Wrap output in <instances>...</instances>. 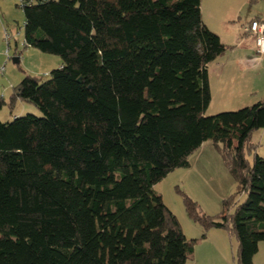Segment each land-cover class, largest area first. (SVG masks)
<instances>
[{"label":"trees","instance_id":"16d2710c","mask_svg":"<svg viewBox=\"0 0 264 264\" xmlns=\"http://www.w3.org/2000/svg\"><path fill=\"white\" fill-rule=\"evenodd\" d=\"M20 4L24 48L61 66L44 82L25 74L8 103L0 97V109L21 101L41 113L0 122V264H186L198 240L153 186L189 167L206 141L245 200L215 221L182 195L185 215L201 240L231 232L236 264H253L264 242V159L250 166L244 149L264 129V98L204 115L207 66L229 47L204 24L201 0Z\"/></svg>","mask_w":264,"mask_h":264},{"label":"rangeland","instance_id":"374dc122","mask_svg":"<svg viewBox=\"0 0 264 264\" xmlns=\"http://www.w3.org/2000/svg\"><path fill=\"white\" fill-rule=\"evenodd\" d=\"M204 1L205 8L209 9L210 1ZM221 4V11L218 12V15L221 14L222 17H226L230 21L227 23V27L222 30L221 22L217 24L218 21H215L214 26L216 30L229 36L230 40L235 35L237 27L246 26L249 21L256 18L264 20V0H222ZM0 27L10 37L8 46L5 40L3 43L4 56L0 68L3 67V70L13 72L15 84H18L21 80L19 78L25 74L35 76L44 82L48 79L50 71L60 66L61 60L58 56L44 54L29 47L24 48V15L20 0H0ZM6 50L9 53L8 59L5 55ZM15 57H19L17 64L12 60ZM25 58L26 60H24ZM40 58L42 63H40ZM6 102L8 103V100ZM25 105L31 110L19 117L25 115L41 117V113L33 105L28 103ZM221 107L220 104L207 107L204 114L208 117L240 109L238 107L218 109ZM19 109L20 106L13 105L11 107L9 104H5L0 109V122L12 121L14 119L12 114L17 113ZM204 143L188 158L189 167L174 170L153 186L154 193L161 196L164 205L174 214L178 222H181L184 235L188 240H198L203 231L198 224L187 220L191 221L189 223L198 231H202L198 236V233L193 232L185 223H182L187 217L182 195L195 202L202 215L215 221L223 215L231 214L234 204H241L245 200L244 194H238V184L230 173L223 154L215 149L211 141ZM220 148L222 147L220 146ZM244 156L250 166L253 164L255 156L264 159V129H258L251 133L249 146L244 149ZM226 204L229 205L225 207ZM212 231H214L212 232L214 236H211V240L196 243L193 255L188 258L186 264H208L204 255L212 241L215 245L213 250L215 264H236L238 243L235 236L228 230L215 229ZM205 237H207V232H205ZM252 263L264 264V242L258 244V251L253 256Z\"/></svg>","mask_w":264,"mask_h":264},{"label":"crops","instance_id":"0c3cea01","mask_svg":"<svg viewBox=\"0 0 264 264\" xmlns=\"http://www.w3.org/2000/svg\"><path fill=\"white\" fill-rule=\"evenodd\" d=\"M209 1L210 8L206 9L205 1L201 0L200 9L202 20L207 28L219 37L222 44L229 48L207 66V79L211 95L208 107L216 106V104L222 106L218 109H230L231 107V109H234L235 107L241 109V107L244 108L251 106L264 98V56L260 58L257 57L254 46V37L250 34L244 35V26H239L235 29V35H233L232 40H230L229 36L223 34L224 32L216 30L214 26L215 21H218L217 24L219 22L222 23V26H220L222 30L224 27H227V23L230 20L226 17H222L221 14L220 16L218 15V12L221 11L222 0ZM3 43L4 30L0 27V63L4 56ZM41 58L40 63H42ZM24 60H26V58ZM22 78L23 77L21 76L19 79L22 80ZM15 83L13 72L10 70H3V73L0 75V97L5 102L9 100L13 88L17 85ZM25 104L27 103L17 101L15 105L20 106V109L17 113L15 112V114H12L13 118L19 117L23 115V113H27V111L31 110ZM187 220L189 219L185 217V221L182 223H185L188 228L193 230V232L195 231V233H198V236L201 235L202 231H198V229L189 223L191 221ZM179 223L183 230L180 221ZM212 230L215 229L208 230L207 237H205L204 240L199 238L197 244L200 242H207L209 239L211 240L214 236V233H212L214 231ZM209 244L211 246L208 245L204 256L206 257L208 264H215V261L213 260V250L215 248L214 241H212V244Z\"/></svg>","mask_w":264,"mask_h":264},{"label":"built area","instance_id":"2783aa9c","mask_svg":"<svg viewBox=\"0 0 264 264\" xmlns=\"http://www.w3.org/2000/svg\"><path fill=\"white\" fill-rule=\"evenodd\" d=\"M243 32L248 33L254 37V46L257 57L264 56V20H254L251 23H248L246 26L243 27ZM9 35L4 32V40L6 45L9 44ZM5 55L7 59L9 58L8 50L5 51ZM3 72V67L0 68V74Z\"/></svg>","mask_w":264,"mask_h":264},{"label":"water","instance_id":"95a60500","mask_svg":"<svg viewBox=\"0 0 264 264\" xmlns=\"http://www.w3.org/2000/svg\"><path fill=\"white\" fill-rule=\"evenodd\" d=\"M12 60H13V63H16V64L19 63V59L17 57L13 58Z\"/></svg>","mask_w":264,"mask_h":264}]
</instances>
